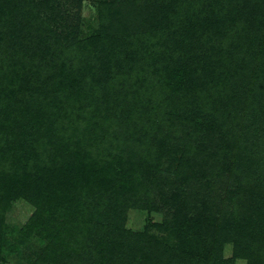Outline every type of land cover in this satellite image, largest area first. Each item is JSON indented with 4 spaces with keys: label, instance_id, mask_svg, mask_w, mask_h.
Segmentation results:
<instances>
[{
    "label": "trees",
    "instance_id": "obj_1",
    "mask_svg": "<svg viewBox=\"0 0 264 264\" xmlns=\"http://www.w3.org/2000/svg\"><path fill=\"white\" fill-rule=\"evenodd\" d=\"M49 4V0H0V209L5 210L18 192L28 190L35 201L46 189L41 207L56 203L70 214L54 238L48 232L51 244L32 264H52L48 258L53 256L52 247L65 237H73L78 229L72 224L85 217L90 223L84 247H89L92 259L96 258L95 249L105 256L103 264H235L234 257L223 255L228 242H233L235 253L257 264L248 242L259 244L258 237L264 234V43L258 47L252 41L254 33L246 35L247 51L255 54L241 57L235 53L241 46L240 36H233L235 44L226 46L228 53L219 58L220 64L243 60L233 72L224 71L232 80V92L226 96L233 107L235 104L233 111L242 112L235 120L241 124L235 128L232 123L229 128L219 124L216 132L210 125L204 129L196 123L195 129L204 133L195 137L198 151L207 139L215 143L219 137V145L204 162L195 160L203 169L205 183L201 180L187 197L180 191L166 197L165 179L159 170L161 158L153 152L165 137L160 125L165 122L164 106L177 101L199 106L193 101L201 89L209 90L208 81L203 86L207 76L195 74L181 92L162 88L163 101L155 105L159 121L152 124L143 116L149 109L154 85L153 74L150 76L146 67L151 50L143 48L141 35L125 27L120 19L86 38L77 39L70 32L61 35L41 16L40 10L49 8ZM158 7L159 3L154 5V9ZM258 9L255 6L254 13ZM196 25L200 28L201 22ZM202 26L229 35L226 28L230 26L219 21L202 22ZM251 28L260 31L256 36L263 31L261 24ZM185 33L180 31L181 38ZM228 35L223 37L228 39ZM168 69L161 65L155 72ZM178 94L185 102L178 99ZM139 108L142 114L136 117L134 112ZM136 137L150 140L146 156L134 149ZM15 152L21 154V161ZM15 171L23 177L17 182L8 176ZM211 177L220 183V177L225 179L221 184L226 186L224 195H229L224 200L208 189L213 186ZM130 196L131 203L156 210L161 208L160 203L180 197L181 215L176 219H195L199 225L195 224V232L201 241L197 249L203 248V253H195L193 248L187 253L157 251L145 234L125 230L119 221L107 222L105 214ZM49 207L40 214L42 220L37 213L29 222L27 228L33 235L45 233L39 226L43 218L53 220ZM113 235L118 240H113ZM161 256L171 259L164 262Z\"/></svg>",
    "mask_w": 264,
    "mask_h": 264
},
{
    "label": "rangeland",
    "instance_id": "obj_2",
    "mask_svg": "<svg viewBox=\"0 0 264 264\" xmlns=\"http://www.w3.org/2000/svg\"><path fill=\"white\" fill-rule=\"evenodd\" d=\"M49 2V8L40 10L41 16L50 22L53 29L61 35H67L70 32L77 36V39L86 38L95 34L103 26L119 19L121 23L122 20L124 21L125 27L129 26L135 33L141 35L142 41L145 43H143L145 45L143 48L151 50V58L148 59L146 67L147 71H150V76L153 74L151 80L153 79L154 85L151 88L152 98L149 109L144 110L146 114L143 116H147V120L152 124L159 121L156 118L159 108L155 110V105L157 104L156 107L158 104L160 106V101H163L160 98L163 93H160L162 88L170 87L176 92H181L189 87L195 74L196 76H207V79L203 77L206 79L203 86L208 81L206 87L209 90L201 89L200 95L193 101L194 104L198 102L199 106L194 107L190 102L182 104L179 101L167 102L169 105L166 108L164 106L165 122L160 125H162L165 137L153 151L155 157L161 158L159 170L163 172L165 179L163 194L166 197L177 191L187 197V192L196 187L201 180L205 183L202 178L203 169H200L199 163L196 161H205L209 152L219 145V137L215 139V143H212L211 139L210 141L207 139L198 151L195 137L202 136L204 133L203 129H195L196 123L201 124L204 129L210 125V128H214L216 132L219 124H222L224 128H229L231 123L233 128L237 124H241L235 120L242 112L240 110L233 111L235 104L233 107L232 101L227 99L229 93L232 92V80L227 79L224 71L226 73L233 72L243 60L237 59L233 65L228 64L227 66L218 61L222 55L228 53L226 46L235 44L233 36L241 37V46L235 52L240 57L255 54L254 51H247L246 35H252L253 32L254 39H256L252 41L258 47L264 43V0H49ZM158 3L159 7L156 10L154 5ZM221 5H225L230 10H224ZM234 5L240 11H235ZM255 6L259 8L256 13L253 11ZM214 13L217 15H212ZM233 18L236 20L232 21ZM211 19L229 26L240 25L238 28L231 26L226 28L229 35L226 34L228 39H225L223 36L226 35L221 31L216 29L214 33L209 30V27L202 26V22H210ZM198 22H201L200 28L196 25ZM259 24L263 31L261 30L260 36H256L258 34L256 32L260 31H256L251 26ZM186 27L190 29H185ZM180 31L186 32L182 38ZM167 34H170L171 37H167ZM9 37L13 38L12 34ZM16 40L18 41L17 38ZM161 65L168 67V71L162 73L157 71L156 73L155 71ZM198 82L200 83V81ZM211 93H215V95H208ZM179 95H177L178 99L185 102V98ZM217 96H221L222 99ZM140 114H142L140 108L139 111L135 110L134 116L139 117ZM240 122L243 121L240 120ZM144 127L146 131L150 130V128ZM124 129L128 130L129 126H124ZM246 134L248 135V131ZM136 138L134 149L143 151L146 156L150 149V144H148L150 140ZM15 153L20 160L21 154ZM198 154L201 157L195 159ZM8 176L12 177L15 182L23 178L16 171L9 172ZM220 179L222 182L225 181L221 177ZM211 180L213 186L208 189L215 192L218 199L224 200L228 197V193L224 195L226 186H222V182L220 183L216 177H211ZM126 187L130 188L131 186ZM16 194L17 196L6 205L5 210L0 209V264H32L44 249L49 248L51 243L47 237L48 232H51V238H54L62 225L69 221L67 218L70 214L67 213V210L65 208L61 210L60 205L56 203L51 206L52 208L49 207L48 205L52 204L51 201L46 204L53 210V220L47 221L43 218V222L39 226L45 229V233L42 234L43 236L41 234L33 235L34 233H31V229L27 227L29 222L37 217V213L40 219L42 218L40 214L46 213L48 207H41V202L45 201L47 190L44 189L40 198L35 201L29 197L28 190L25 193L18 192ZM180 205L179 197L177 200L170 199L168 204L160 203L161 208L158 210L149 209L139 206V203H131L130 196L128 200L118 205L115 204L116 210H111L105 215L109 217H106L107 222L116 224L119 221L125 230L145 234L155 244L157 251L166 252L169 250L172 252L177 250L178 253H187L193 248L195 253H203V248L197 249V244L201 241L195 232V224L197 225L195 219L191 216L188 218V222H183L180 218L176 219L181 215ZM89 223L90 221L85 217L82 221L79 220L78 223L72 224L74 228L78 229L77 233L70 239L65 237V241L61 239L59 245L56 244L52 247L53 256L48 257L52 259V264H103L105 262L106 257L98 253L96 249V258L92 259L89 247H84L89 239V236L86 235V226ZM98 231L99 227L94 232L97 234ZM112 237L113 240H118V236L113 235ZM258 238L261 241L259 244H255L253 240H249L248 244L250 252H252L251 255L257 256L256 263L264 264V234H260ZM101 243L105 245L104 239ZM235 252L233 242L225 244L223 250L225 258L234 257L235 264H250L248 257ZM196 256L198 258V255ZM161 257L164 262L171 259L166 256Z\"/></svg>",
    "mask_w": 264,
    "mask_h": 264
}]
</instances>
